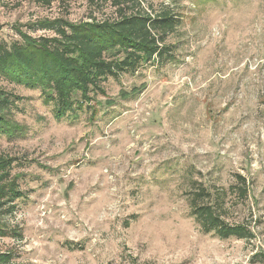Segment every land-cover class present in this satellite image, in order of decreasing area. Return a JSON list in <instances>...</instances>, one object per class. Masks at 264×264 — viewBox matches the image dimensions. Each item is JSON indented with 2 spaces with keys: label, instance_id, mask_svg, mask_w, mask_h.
<instances>
[{
  "label": "rangeland",
  "instance_id": "obj_1",
  "mask_svg": "<svg viewBox=\"0 0 264 264\" xmlns=\"http://www.w3.org/2000/svg\"><path fill=\"white\" fill-rule=\"evenodd\" d=\"M141 7L178 17L171 57L109 78L80 110L56 118L39 88L0 76L18 97L11 118L21 126L0 135L25 195L0 214L16 229L0 235L11 262L264 264V0ZM116 15L104 0H4L0 39L52 34L34 26L43 19ZM201 186L222 194L223 218L253 236L202 231L190 206Z\"/></svg>",
  "mask_w": 264,
  "mask_h": 264
},
{
  "label": "trees",
  "instance_id": "obj_2",
  "mask_svg": "<svg viewBox=\"0 0 264 264\" xmlns=\"http://www.w3.org/2000/svg\"><path fill=\"white\" fill-rule=\"evenodd\" d=\"M54 1L36 0L47 6ZM104 1L116 7L115 17L98 20L92 16L75 22L61 17L43 19L34 26L52 34L34 36L18 29L19 41L0 39V76L28 88H39L46 102L53 104L55 117L63 118L82 109L93 94L103 93L109 78L135 73L155 62L166 63L172 54L167 37L176 28L178 17L168 9L156 14L145 11L141 7L144 0ZM14 98L18 97L0 86V135L21 134V126L11 118L17 107ZM14 160L0 153V214L12 213L16 200L25 196L19 176L12 174ZM237 176L244 184L245 177ZM237 190L240 196L247 195L246 187ZM224 199L220 193L213 196L203 186L193 194L191 212L202 231L221 238H251L253 233L246 225L231 224L223 218L220 210ZM15 231L0 219V235ZM10 259V253H0V264H18Z\"/></svg>",
  "mask_w": 264,
  "mask_h": 264
}]
</instances>
